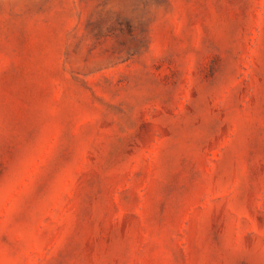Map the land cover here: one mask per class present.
<instances>
[{"label": "rangeland", "instance_id": "1", "mask_svg": "<svg viewBox=\"0 0 264 264\" xmlns=\"http://www.w3.org/2000/svg\"><path fill=\"white\" fill-rule=\"evenodd\" d=\"M0 264H264V0H0Z\"/></svg>", "mask_w": 264, "mask_h": 264}]
</instances>
